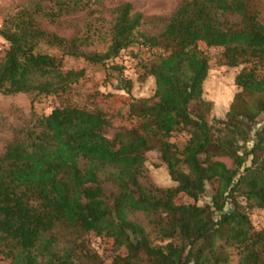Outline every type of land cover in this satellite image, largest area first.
I'll return each mask as SVG.
<instances>
[{
    "label": "trees",
    "instance_id": "1",
    "mask_svg": "<svg viewBox=\"0 0 264 264\" xmlns=\"http://www.w3.org/2000/svg\"><path fill=\"white\" fill-rule=\"evenodd\" d=\"M99 2L35 0L9 17L0 29V94L61 99L84 76L83 69H64L65 57L104 65L133 45L148 49L142 77L154 80L153 94L130 98L129 127L112 126L95 93L92 109L63 104L6 145L0 259L106 264L89 248L93 234L120 250L108 264H264V229L254 230L243 211H264V125L257 127L264 114V0H189L168 18L122 3L108 22L95 16ZM78 13L86 16V37H60L37 20ZM93 21L107 23L103 52L84 49ZM199 43L220 49L227 68L261 64L259 76H237L238 92L222 115L205 98L210 59ZM120 85L129 95L130 80ZM178 135L184 143L171 141ZM153 151L173 185L148 178L144 165ZM207 185L210 201L199 204Z\"/></svg>",
    "mask_w": 264,
    "mask_h": 264
},
{
    "label": "rangeland",
    "instance_id": "2",
    "mask_svg": "<svg viewBox=\"0 0 264 264\" xmlns=\"http://www.w3.org/2000/svg\"><path fill=\"white\" fill-rule=\"evenodd\" d=\"M185 1L189 0H100L99 4L95 6V16L108 22L111 18L110 10L122 3H130L134 11L145 17L168 18ZM34 2L35 0H0V29L14 13L21 8L31 7ZM37 20L42 29L66 39L73 36H87L85 26L87 20L84 13L62 17L54 22L42 16H38ZM106 22L93 21L95 29L94 32L89 34L88 46L84 47L85 51L103 52L105 50L107 37L103 33L107 28ZM163 26L164 24L160 23L151 32L157 34ZM5 47V42L0 36V58ZM198 47L210 59L209 76L204 88L205 98L212 101L213 113L222 115L223 111L227 109L232 96L238 92L235 85L237 78L242 77V75H250L252 72L253 75L259 76L261 73L258 70H260L261 64L249 65L243 69L242 67L227 68L222 65L220 60V49L207 48L203 43H199ZM43 51L53 53L51 50L46 51L44 49ZM148 57V49L139 45H133L121 51L117 58L112 62L107 61L104 65H92L81 59L65 57L62 63L64 69L84 70L83 78L72 86L71 92L67 96L60 99L51 95L0 94V155L20 130L32 127L37 119L47 116L54 108L61 107L63 104H73L78 107L92 109V96L95 93V103L106 114L110 124L115 127H129L132 120H128L127 115H125L126 104L131 99L147 98L153 94L154 80L150 77H142V66L146 64ZM115 66L121 67V69H115ZM123 78L131 82L129 95L120 88V79ZM262 125H264V114L258 118L257 127ZM185 140L186 136L184 135H178L171 139V141L179 144L184 143ZM144 166L148 178L154 185L159 187L173 185L169 180L165 166L160 164L156 152L153 151L147 155ZM210 195V186L207 185L206 191L200 197L198 203H208ZM239 200L240 205L244 207L245 202ZM243 211L248 214L254 230L264 229V211L257 209H243ZM86 238L91 251L103 257L106 264L111 260L109 255L120 253V250L114 248L109 240H101L93 234L88 235ZM0 264H8V262L0 259ZM231 264H236L235 258Z\"/></svg>",
    "mask_w": 264,
    "mask_h": 264
}]
</instances>
